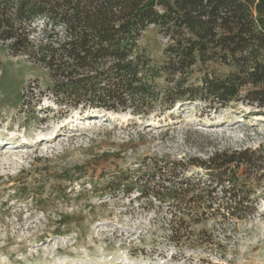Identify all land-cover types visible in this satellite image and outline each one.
<instances>
[{
  "label": "rangeland",
  "instance_id": "rangeland-1",
  "mask_svg": "<svg viewBox=\"0 0 264 264\" xmlns=\"http://www.w3.org/2000/svg\"><path fill=\"white\" fill-rule=\"evenodd\" d=\"M167 44L155 26L141 39L154 64ZM231 71L210 63L190 81ZM51 86L48 70L0 43V264H264V157L239 167L256 200L243 220L175 214L177 183L149 179L161 162L186 164L180 180L216 155L258 152L264 109L244 100L158 103L143 115L64 109Z\"/></svg>",
  "mask_w": 264,
  "mask_h": 264
},
{
  "label": "trees",
  "instance_id": "trees-1",
  "mask_svg": "<svg viewBox=\"0 0 264 264\" xmlns=\"http://www.w3.org/2000/svg\"><path fill=\"white\" fill-rule=\"evenodd\" d=\"M150 26L168 39L158 64L141 45ZM0 43L49 71V92L64 109L143 115L158 103L226 109L242 100L264 109V0H0ZM210 63L233 71L193 84L194 70ZM255 157L264 147L216 155L199 164L203 174L180 180L186 164L161 162L149 179L165 190L177 183L175 214L243 220L256 200L239 167Z\"/></svg>",
  "mask_w": 264,
  "mask_h": 264
},
{
  "label": "bare ground",
  "instance_id": "bare-ground-1",
  "mask_svg": "<svg viewBox=\"0 0 264 264\" xmlns=\"http://www.w3.org/2000/svg\"><path fill=\"white\" fill-rule=\"evenodd\" d=\"M112 116H113V115H112ZM99 124H100V123H98V122L96 123V125H99ZM17 149H18V148H11L10 151L13 152V153H18V152L20 153V151H18Z\"/></svg>",
  "mask_w": 264,
  "mask_h": 264
}]
</instances>
